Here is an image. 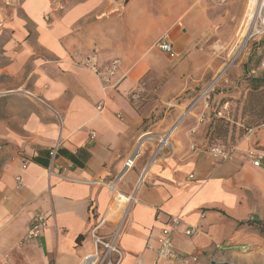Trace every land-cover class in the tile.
Listing matches in <instances>:
<instances>
[{"label":"crops","instance_id":"0c3cea01","mask_svg":"<svg viewBox=\"0 0 264 264\" xmlns=\"http://www.w3.org/2000/svg\"><path fill=\"white\" fill-rule=\"evenodd\" d=\"M128 7L116 12L121 25L114 30L107 0H79L63 11L56 0H0V264H79L94 250V228L104 236L118 226L119 264H153L147 244L155 245L171 216L199 230L192 238L173 237L177 252L196 256L190 264H264V238L247 224L264 220V166L247 157L250 149L264 151V124L237 138L231 122L224 139L210 145L223 156L206 148L214 111L200 103L181 117L183 104L172 107L181 87L173 91L170 76L158 86L164 75L153 72L155 62L135 38L109 41L133 28L131 15L125 26ZM197 12L203 23L205 10ZM183 15L185 30L178 23V31L171 26L153 38L155 47L168 34L174 60L192 51L190 13ZM143 29L133 28L134 35ZM260 47L252 73L264 71V35ZM93 51L99 69L117 61L105 88L79 64ZM139 83L145 93L137 99ZM172 126L170 151L149 165L143 184L135 188L152 143L118 179L141 133ZM108 184L132 200L121 207ZM37 215L45 227L26 239ZM242 245L251 251L241 253Z\"/></svg>","mask_w":264,"mask_h":264},{"label":"rangeland","instance_id":"374dc122","mask_svg":"<svg viewBox=\"0 0 264 264\" xmlns=\"http://www.w3.org/2000/svg\"><path fill=\"white\" fill-rule=\"evenodd\" d=\"M77 1L79 0H56V2H61L64 7L61 8V11L65 10L67 5ZM107 1L110 15L115 13L114 18H110L111 28L115 30L118 24L121 25L119 18L116 17V12L129 4L128 8L131 12L128 9L129 13L124 14L125 26H127L126 21L131 15V18L137 19L132 25L134 29H143L144 27L147 29H143L142 34L134 35L133 28L127 26L125 34H110L109 41L125 39V41L131 42V38L133 40L135 38L134 42L137 41V48L142 49V53L149 55L155 62L153 72L164 75L158 86L162 87L164 80L170 78L173 79L171 83L174 87L173 91L181 87V94L175 97L172 104V107L183 104L179 109L183 112L181 117L192 115L193 108L204 103L206 107L214 111L209 123L213 118H223L228 122V125L232 124L231 122L238 124L232 125L236 128L233 131L236 132L237 138L244 134L246 127H257L254 125L264 118V90L246 95L245 79L247 75H244L243 64L248 61L252 52L257 57H261L258 53L261 52L260 43L263 41L264 28L258 33L252 32L242 49H233L237 33L243 18H245L249 0ZM226 2L230 4L224 6L225 9L222 11L220 6ZM14 3L19 5L20 0H14ZM202 8L205 10L203 23L201 19L203 16L201 17L197 12ZM187 11L190 13L188 40L190 39L192 42V51L180 55L174 60L153 47L155 41L153 38L158 37L161 32L171 26L173 30L178 31L180 28L178 23H181V27L185 30L183 14H186ZM219 13H221V17H218ZM130 28H132V33L129 31ZM97 34L101 36L99 29ZM187 60L191 62V66L186 64ZM232 60L234 61L231 62ZM251 65L252 63H249V67ZM261 73L264 78L262 70L250 72L248 75L260 77ZM168 76L170 77L168 78ZM144 93V85L139 83L135 92L136 95H139L137 99ZM152 134L156 135V133ZM210 145L208 144L206 148H211L212 145ZM120 206L123 207L125 204L122 202Z\"/></svg>","mask_w":264,"mask_h":264},{"label":"built area","instance_id":"2783aa9c","mask_svg":"<svg viewBox=\"0 0 264 264\" xmlns=\"http://www.w3.org/2000/svg\"><path fill=\"white\" fill-rule=\"evenodd\" d=\"M154 46L159 51L165 53L169 58L177 57L173 49V44L167 33L162 34L154 43ZM79 64L86 67L94 74H96L103 87H107L109 78L115 73L117 69V61H113L108 66L99 69L96 62V51L92 54L82 57ZM101 106H97V110L101 111ZM175 126H172L168 130L153 135L150 131H144L141 133L137 140V147L129 157H127L123 163L118 179H120L127 171L131 170L136 160L142 156V150L146 145L152 143V147L149 151V160L143 167L135 188H138L144 183L148 171V167L154 164L155 161L164 157L171 147V138ZM249 132V131H248ZM95 133L91 131L89 133V139H94ZM56 149L50 151V156H54ZM211 152L215 155H222L219 147H212ZM223 156V155H222ZM248 159L252 162L254 167L264 166V151L258 149H250L247 153ZM26 165H22V169H25ZM17 186L21 185L20 178H16ZM114 193H117L114 184L107 185ZM117 197V196H116ZM132 196L127 197V201L130 202ZM122 209V208H121ZM126 211V207L122 209ZM46 219L43 215H37L31 222V225L27 231L26 239H32L39 236L41 230L45 227ZM121 226L116 227L108 235H98L96 229L91 231V238L94 244V250L91 254L85 256L79 264H119L122 259V252L118 247V239L120 237ZM199 230L196 226H190L186 224L179 216H171L165 224V227L161 230L159 236L155 239V245L147 244V248L152 250L155 254L153 264H190L196 262V256L182 255L175 250L173 244V237L179 234L186 238H192L198 234ZM220 245H216V249H221ZM239 251L243 254H247L251 251L250 245H242L239 247Z\"/></svg>","mask_w":264,"mask_h":264},{"label":"trees","instance_id":"16d2710c","mask_svg":"<svg viewBox=\"0 0 264 264\" xmlns=\"http://www.w3.org/2000/svg\"><path fill=\"white\" fill-rule=\"evenodd\" d=\"M259 58L260 57H257V55L252 52L250 58H248V61L243 64L244 75H247V78L245 79L247 90L246 95L256 94L264 90V78L248 75L252 70H254L258 66ZM249 63H252L250 67ZM260 124H264V118L261 121L257 122V124L254 126H258ZM251 128L252 127H246L245 132H247ZM227 132L228 122H226L223 118H213L207 132L208 144H212L211 141H213L214 139H224ZM247 224L257 235H259L260 237H264V220L255 219L252 221H248Z\"/></svg>","mask_w":264,"mask_h":264},{"label":"bare ground","instance_id":"6f19581e","mask_svg":"<svg viewBox=\"0 0 264 264\" xmlns=\"http://www.w3.org/2000/svg\"><path fill=\"white\" fill-rule=\"evenodd\" d=\"M237 33L233 49L240 50L244 47L245 41L252 32H260L264 28V0H249L246 6L245 18ZM237 52V51H235ZM119 204L127 201V197L117 192Z\"/></svg>","mask_w":264,"mask_h":264},{"label":"water","instance_id":"95a60500","mask_svg":"<svg viewBox=\"0 0 264 264\" xmlns=\"http://www.w3.org/2000/svg\"><path fill=\"white\" fill-rule=\"evenodd\" d=\"M234 60H232L231 62H233ZM230 62V63H231ZM229 63V64H230ZM227 68V67H226ZM208 264H232V263H228V262H217V261H210Z\"/></svg>","mask_w":264,"mask_h":264}]
</instances>
